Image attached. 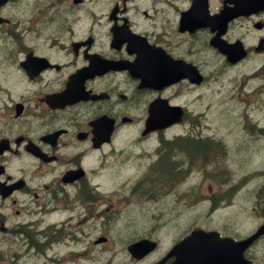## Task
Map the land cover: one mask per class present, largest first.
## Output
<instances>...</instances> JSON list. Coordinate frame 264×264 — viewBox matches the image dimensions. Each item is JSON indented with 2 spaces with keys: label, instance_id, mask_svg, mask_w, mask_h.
I'll return each instance as SVG.
<instances>
[{
  "label": "flooded vegetation",
  "instance_id": "flooded-vegetation-1",
  "mask_svg": "<svg viewBox=\"0 0 264 264\" xmlns=\"http://www.w3.org/2000/svg\"><path fill=\"white\" fill-rule=\"evenodd\" d=\"M234 1L0 5V264H118L120 233L155 240L158 259L188 233L175 217L173 234L165 228L172 220L165 201L159 211L121 213L125 228H119L118 188L122 198L162 199L171 186L177 195L198 156L205 160L206 151L215 150L202 132L142 129L162 99L182 106V120L188 119L189 96L212 81L216 56L225 63L211 42L215 35L240 40L246 58L262 59V67L264 6L224 26L211 21ZM191 66L200 71V83L175 76L192 74ZM140 75L168 76L150 86ZM125 170L128 179L119 180ZM245 183L201 181L208 211L236 205ZM252 196L253 210L264 218V184ZM243 198L238 212L245 209ZM188 200L196 203L198 193L192 190ZM215 222L206 229L219 236L243 233L235 222Z\"/></svg>",
  "mask_w": 264,
  "mask_h": 264
},
{
  "label": "rangeland",
  "instance_id": "rangeland-1",
  "mask_svg": "<svg viewBox=\"0 0 264 264\" xmlns=\"http://www.w3.org/2000/svg\"><path fill=\"white\" fill-rule=\"evenodd\" d=\"M10 12H12V7ZM258 62V59H254L243 63L237 69L226 72V74H215V79L213 80V76L211 81L213 89L201 88L198 94L189 96L190 102L188 103L191 112L192 110L200 112V119L204 124L202 130L213 134L222 144L225 156L217 154L214 164L215 166L230 167L231 170L225 173L224 178L247 181L244 188L246 191L240 194L241 198L244 195L242 200L245 209L239 210V212L236 210L238 202L241 201L240 198L236 199V205L220 210L219 207L217 214L215 212L209 214L211 211H206L209 201L202 198L201 192L205 189L200 184L201 181L206 184L208 178L205 180L206 174L196 168V171L192 172L186 181L179 184L177 189L179 199L175 198L174 190L166 191L165 206L167 212L171 213L170 219L172 220H167L165 228L171 234L175 231L173 230L175 227L174 217L178 219L176 227L182 229L194 223L201 225L207 221L210 225L216 223L215 220L218 219L235 222L237 226H241L242 230L249 228L262 218L252 211L254 202L252 191L264 181V71L261 72V76L250 72V69ZM217 63L218 60H214V66ZM253 124L255 127L250 129L249 125ZM184 130L185 125H177L167 129L169 131L167 134ZM255 131L261 132L263 135L257 134ZM130 137H134V135H130ZM210 175L212 176V174ZM126 179H128L127 170L122 172L119 177V180ZM120 188L119 186L118 191ZM192 190L198 193V202L195 204L189 203V200L184 197H188ZM146 211H159V204L152 209L146 203L137 202L134 208L127 210L129 213ZM241 220L242 222H240ZM117 224L119 228H125L121 219ZM127 235L120 236V240ZM167 240L163 239L162 243ZM123 243L125 242H119V259L128 263L130 259L124 250ZM258 264H264V257L259 259Z\"/></svg>",
  "mask_w": 264,
  "mask_h": 264
},
{
  "label": "water",
  "instance_id": "water-1",
  "mask_svg": "<svg viewBox=\"0 0 264 264\" xmlns=\"http://www.w3.org/2000/svg\"><path fill=\"white\" fill-rule=\"evenodd\" d=\"M175 116L174 117H170V119H168V121H173V120H175Z\"/></svg>",
  "mask_w": 264,
  "mask_h": 264
}]
</instances>
